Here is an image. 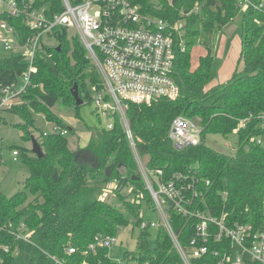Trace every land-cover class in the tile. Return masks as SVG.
Returning <instances> with one entry per match:
<instances>
[{
  "label": "trees",
  "instance_id": "obj_1",
  "mask_svg": "<svg viewBox=\"0 0 264 264\" xmlns=\"http://www.w3.org/2000/svg\"><path fill=\"white\" fill-rule=\"evenodd\" d=\"M79 3L83 0H71ZM141 12L171 23L187 16L186 50L178 52L175 64L179 95L175 99H158L151 103H129L126 115L136 138L141 158L150 168L162 169L166 176L174 171L193 169L211 185L206 195L213 215L226 214L228 224L251 223L259 228L264 221V142H250L264 137L260 119L253 118L238 132V146L232 154L210 147L208 134L224 137L237 128L239 121L264 112V7L241 10L238 0H135ZM53 17L64 9L63 0H35ZM241 15L240 62L238 70L224 82H215L211 37L216 27L223 28ZM17 29L23 42L32 34L23 16L0 15ZM202 32L206 54L191 64V51ZM54 44H44L36 59L37 72L21 94L23 104L9 110L24 123L15 124L30 141L37 130L34 114L43 113L47 120L68 128L52 112L57 104L73 108L81 117L82 105L72 94L75 84L83 102H91L93 87H102V77L88 56L79 36L63 29L54 35ZM20 54L0 58L1 89L20 80L27 70ZM184 116L203 128L202 142L177 149L168 139L173 119ZM1 121V118H0ZM91 136L85 148L72 149L62 134L42 135L38 140L44 152L38 157L31 148L16 146L30 174L23 189L12 196L3 193L0 184V264H51L50 255L65 257L68 264H114L107 258L109 250L98 249L87 255L82 251L96 234L117 235L119 228L132 224L140 228L147 210L154 211L152 198L131 149L119 116L109 129L89 127ZM1 142V140H0ZM83 151L90 157H84ZM2 148L0 146V156ZM110 183H115V202L102 198ZM226 193V194H225ZM170 222L182 247L189 250L195 220L172 213ZM24 225V226H22ZM17 235L25 236L18 237ZM150 229L140 231L137 252H126L125 258L150 260L151 264H184L167 230L157 228V244L150 248ZM210 251L191 264H219L221 255L230 251L229 240H210ZM79 247L72 255L68 246ZM219 251L220 255H214ZM227 264V263H226ZM247 264H263L249 261Z\"/></svg>",
  "mask_w": 264,
  "mask_h": 264
},
{
  "label": "built area",
  "instance_id": "obj_2",
  "mask_svg": "<svg viewBox=\"0 0 264 264\" xmlns=\"http://www.w3.org/2000/svg\"><path fill=\"white\" fill-rule=\"evenodd\" d=\"M7 3V14L23 16L32 31L25 41H21L15 26L0 21V40L5 50L24 57L27 70L20 80L1 89L0 112L13 108L21 94L31 84L32 74L37 72L36 59L42 54L45 37H53L56 32L68 29L79 36L88 56L97 66L102 87H93L92 102L98 112L106 118L105 126L113 128L115 116H119L134 153L138 170L152 198L154 211L161 216L159 222L145 219L140 230L163 226L184 264H191V258H200L210 251V240H229L231 250L222 253L219 264H247L259 261L264 264V221L259 228L251 223L228 224L226 214L213 215L208 207L206 195L211 185L197 171H174L168 176L162 169L150 168L138 154L136 138L130 128L126 111L129 103H151L158 99H175L179 95L176 82V58L178 52L186 50L187 16L198 11L195 6L190 12H181L183 18L171 23L163 18L144 14L135 0H83L73 3L63 0L64 9L50 17L45 7L35 5V0H0ZM241 10L249 7L262 9L264 0H238ZM260 119L264 126V112L239 121L234 131L246 128L253 118ZM1 125V123H0ZM70 129L55 123L49 134H68ZM203 128L197 122L184 116L173 119L168 131V139L177 149L196 146L202 142ZM2 132L0 129V140ZM250 142H264L263 136L251 137ZM14 159L20 155L13 150ZM226 194V193H225ZM264 208V203H263ZM172 213L195 220L194 232L189 250L180 244L170 222ZM264 213V210H263ZM24 226V225H22ZM6 225L0 224V229ZM18 237L25 236L17 235ZM116 235L96 234L86 245L83 254L108 249L116 242ZM76 246L65 248V254L79 251ZM220 255L219 251H213ZM51 264H68L65 257L53 255ZM111 259L109 252L106 255ZM114 264H151L150 260L122 258ZM82 264H88L84 261Z\"/></svg>",
  "mask_w": 264,
  "mask_h": 264
},
{
  "label": "rangeland",
  "instance_id": "obj_3",
  "mask_svg": "<svg viewBox=\"0 0 264 264\" xmlns=\"http://www.w3.org/2000/svg\"><path fill=\"white\" fill-rule=\"evenodd\" d=\"M4 7H6V4L0 3V12ZM241 17V15H238L223 28L216 27L213 31L211 44L214 57L213 70L216 75L215 82L228 80L236 69L240 71L244 67L243 63L240 62L242 33ZM70 32L73 34L74 31L72 30ZM206 38L207 34L202 32L198 43L191 51L192 67H196L199 62V57L207 53L204 45ZM44 41L47 43L50 42L51 44L55 43L53 37H45ZM21 52L22 51H19L18 54ZM10 55H12V53L5 50L0 40V58ZM17 102L16 105L23 104L21 96ZM81 105L80 115L82 118L75 116L76 113L73 108L62 107L59 104L52 108V112L63 119L67 126L71 128L68 134H66V137L69 139L70 147L77 150L79 148H85L89 143L91 136L89 127H102L106 124V118L98 112L92 102V97L91 102H83ZM9 110L10 109L0 112V129L2 132V139L0 142L2 148L0 156V184L3 193L10 197L23 189L24 180L30 174L29 168L23 163L21 155L17 156L16 160L14 159L13 150L16 146L32 149V142L31 140L25 141L23 139V131L16 127L15 124L24 122L17 115L9 112ZM34 119L37 130L33 131V135L40 140L42 138L41 134L51 129V124L54 122L48 121L43 113L34 114ZM206 142L214 149L221 150L226 154H232L238 146V133L233 131L226 137L219 134H208ZM83 156L90 157L89 152L83 151ZM141 159L146 163L147 159ZM114 186L115 183L109 184L102 195L103 199L109 202H115V195L113 192ZM160 218V214L156 211L147 210L145 213V219L147 220L159 222ZM140 231L138 227H134L132 224L119 228L116 235L117 240L109 248L111 259H122L126 252H137ZM148 241L150 248L154 249L157 244L156 228L150 229Z\"/></svg>",
  "mask_w": 264,
  "mask_h": 264
},
{
  "label": "water",
  "instance_id": "obj_4",
  "mask_svg": "<svg viewBox=\"0 0 264 264\" xmlns=\"http://www.w3.org/2000/svg\"><path fill=\"white\" fill-rule=\"evenodd\" d=\"M72 94L76 100L77 105H81L83 103V99L81 98V96L79 94V87L77 84L74 85V87L72 89ZM69 129H71V128H69ZM31 142H32V151L38 157H42L44 152L42 150L40 142L38 141V139L34 135L31 136Z\"/></svg>",
  "mask_w": 264,
  "mask_h": 264
},
{
  "label": "crops",
  "instance_id": "obj_5",
  "mask_svg": "<svg viewBox=\"0 0 264 264\" xmlns=\"http://www.w3.org/2000/svg\"><path fill=\"white\" fill-rule=\"evenodd\" d=\"M0 3H5V4H6V7H4V8L1 10V12H0V15H1V14H3V13H6V12H7V10H8V6H7V3H6V2L1 1ZM0 21H1V20H0ZM221 82H224V81H221Z\"/></svg>",
  "mask_w": 264,
  "mask_h": 264
}]
</instances>
